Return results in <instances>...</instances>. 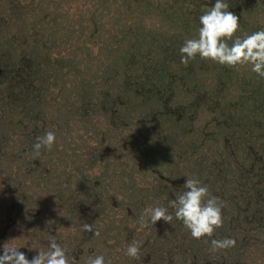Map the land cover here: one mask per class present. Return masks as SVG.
I'll return each mask as SVG.
<instances>
[{"label": "rangeland", "instance_id": "1", "mask_svg": "<svg viewBox=\"0 0 264 264\" xmlns=\"http://www.w3.org/2000/svg\"><path fill=\"white\" fill-rule=\"evenodd\" d=\"M226 2L239 17L237 37L264 30V0ZM214 3L21 0L17 10H0V35L34 37L54 53L67 57L77 51L86 64L97 62L80 71L92 74L96 91L110 90L114 100L110 109L85 119L75 112L76 87L68 82L53 89L46 107L12 115L11 131L0 127V255L5 244L31 261L55 236L79 264L97 255L105 264H264V78L250 66L197 56L172 69V91L157 92L161 101L150 104V94L137 97L135 87L124 98L120 74L114 73L117 80L102 74L137 37L159 49L158 62L170 52L181 56L183 42L198 36L199 17ZM36 9L44 10L39 39L29 26ZM149 53L144 49L141 55L146 59ZM128 101L133 107H124ZM159 118L161 131L152 128ZM48 131L56 142L37 156L33 145ZM189 178L206 184L223 203L224 223L213 237L195 240L175 218L141 228L146 208L167 207L174 215L169 202ZM82 223L100 235L82 232ZM223 238L234 239L235 247L210 251L211 239ZM133 241L140 244L138 259L126 255Z\"/></svg>", "mask_w": 264, "mask_h": 264}, {"label": "trees", "instance_id": "2", "mask_svg": "<svg viewBox=\"0 0 264 264\" xmlns=\"http://www.w3.org/2000/svg\"><path fill=\"white\" fill-rule=\"evenodd\" d=\"M20 1L21 0H0V10H9V12H11V8L13 7L14 10H17L15 6H19ZM43 11L44 10L36 9L35 12H33L34 17H30V20L33 21L29 26L34 34H37L36 31L39 24L44 27ZM95 22L96 25L92 27L93 32L99 27V21L96 20ZM22 26L23 30H25L26 26ZM121 28L122 27H120V29ZM22 33L24 32L22 31ZM22 33L20 35H22ZM16 34L18 33H13L12 36H9L8 33L0 35V113L3 118L0 127L4 126L6 132L13 129L14 119L12 115L14 116L15 113L23 112L24 110L36 112L46 107L55 92L53 89L57 87H66L65 85H67L68 82L69 85L72 84L76 87L72 94H74L77 99L75 112L78 116H83L84 118L90 117L91 114L98 113V111H102V109H110L109 102L114 101L111 100V91L100 89V91H107L98 93L92 84V81H94V79H92V74L89 76L85 75V70H83L85 72L80 71L82 66H90V68L93 69L97 62H95L93 66L88 65L85 63L87 57L78 55L77 51L65 57L64 54L52 52L51 49L47 47L48 43H41L40 40L36 41L34 37L26 39L24 36L19 38ZM37 35L39 39V32ZM131 43L133 45L132 48H130V46L118 53L116 52V56L110 59V62H107L102 74L105 75V77H107V75L110 77L113 76L115 80L117 79L114 73L115 75L120 74L121 80L123 81V88L121 87V90L125 91L123 95L124 98L128 95V92L131 93L132 88L135 87L133 90H136H132V92L135 93L137 97L144 98V95L149 93L150 101L152 100L150 104L156 101L160 102V98H156V93L167 91V89L172 91L174 84L172 69L181 64V56L177 57L175 53L173 54L170 52L158 62L154 55L159 49H153L151 45H146V41H142L141 43L138 37ZM155 45H157V43ZM144 49H150V53L147 55L146 59L141 55ZM161 52L163 53V51ZM100 67L102 68V66H99V68ZM96 76H98V74H96ZM66 77L69 78L64 80L63 78ZM110 79L111 78H105V81ZM106 87H108L107 84ZM120 94L121 93H118L117 95L120 97ZM134 103V101H132V103L128 101L124 103V107L126 108V105L132 106ZM121 111L123 110L117 111V109L114 108V113L120 114L119 112ZM7 112L9 116H7ZM125 114L126 117L123 118V121L128 120L127 113H124L122 116H125ZM161 120L160 118L158 120H153L152 128L161 131ZM167 142L165 144L163 142L161 143L168 146ZM230 168L232 170L234 166L230 165Z\"/></svg>", "mask_w": 264, "mask_h": 264}, {"label": "clouds", "instance_id": "3", "mask_svg": "<svg viewBox=\"0 0 264 264\" xmlns=\"http://www.w3.org/2000/svg\"><path fill=\"white\" fill-rule=\"evenodd\" d=\"M229 8L226 0H215L214 6L199 17L198 36L183 42L179 49L180 62L187 65L199 56L228 67L250 66L253 73L264 78V30L243 38L237 37L235 34L240 29L239 17ZM55 142V132H46L37 137V142L33 145L34 153L38 156L42 148L51 151ZM183 187L185 190L169 202L174 215L167 207L146 208L140 217L141 228L152 227L161 220L171 224L175 218L183 223L193 239L213 237L224 223L223 203L218 197L211 195L208 186L197 178L186 179ZM81 230L94 233L93 237L100 235L92 224L82 223ZM210 243L212 252L227 250L236 244L231 238L211 239ZM19 250L4 244L0 264H79L75 257H69L65 248L57 243L55 236H51L47 250L37 252L31 261ZM126 255L138 259L140 244L136 241L129 244ZM85 264H105V258L103 255L90 256Z\"/></svg>", "mask_w": 264, "mask_h": 264}]
</instances>
